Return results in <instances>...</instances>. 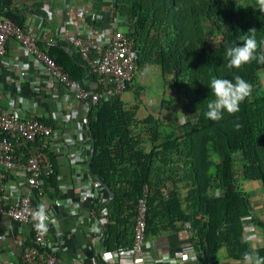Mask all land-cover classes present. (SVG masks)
<instances>
[{"label":"trees","instance_id":"trees-1","mask_svg":"<svg viewBox=\"0 0 264 264\" xmlns=\"http://www.w3.org/2000/svg\"><path fill=\"white\" fill-rule=\"evenodd\" d=\"M108 8L111 18L125 20L137 68L158 65L172 86L173 95L162 97L159 108L180 107L188 119L173 126L152 112L139 117L142 85L132 103L113 95L89 108L86 127L93 152L87 166L110 193V199L94 205L97 215L103 208L108 213L103 244L111 250L131 244L138 197L144 193L146 238L186 225L197 264H220L221 248L233 260H243L245 251L264 257V241L252 244L244 238V223L254 218V209L243 185L260 182L264 200V90L254 91L264 64L253 61L228 69L224 58L226 47L239 43L238 37L253 28L257 54L264 52V14L258 0H110ZM23 12L15 0H0V15L23 24ZM169 15L186 20L174 19L176 35L163 42ZM206 21L212 29H206ZM47 51L70 76L80 81L90 74L96 77L65 40L47 46ZM234 75L252 85L251 95L235 114L225 112L219 121L206 119V105L214 99L211 78ZM26 149L21 146L17 152ZM55 175L43 176L41 192L32 189L36 208H41L44 189L49 196L57 192Z\"/></svg>","mask_w":264,"mask_h":264},{"label":"crops","instance_id":"crops-1","mask_svg":"<svg viewBox=\"0 0 264 264\" xmlns=\"http://www.w3.org/2000/svg\"><path fill=\"white\" fill-rule=\"evenodd\" d=\"M49 2L52 8L46 9L47 0H15V4L24 10L23 23L35 27L43 25L44 30L49 28L54 30L58 22H63L71 28L85 22L86 17L77 10V4H89L93 7L97 16L91 24L97 29L106 27L113 18L118 23H125L122 17H110L108 8L110 0H49ZM49 16L54 21L50 22ZM21 51L19 43L9 38L3 58L11 57L18 61H26L27 57ZM28 62L29 72L22 75L19 69L4 66L0 58V105L3 108H11L17 103L22 116L37 115L48 120L53 112L61 111L59 117L53 120L56 136L45 142L56 164L57 192L49 196L44 189L40 196L41 207L50 215V220L43 222L46 228V244L60 258L58 264H99L97 258L101 260V264H197L191 257L180 256L191 246L190 233L186 225L146 238L142 253L139 254L143 256L142 261L131 262L129 259L124 261L116 258V253L127 251L130 244L117 250L105 247L103 236L108 217L98 228H94V217L90 210L95 209V202L110 199V193L88 170L87 161L91 155L92 139L83 120L87 109L54 82L49 74L38 70L32 61ZM36 74L40 76L39 81L34 79ZM87 78L96 77L88 75ZM48 88L59 90L63 97H51L46 92ZM18 96H23L20 103L17 102ZM67 105H74V109L69 112ZM63 112H66L68 117H64ZM75 130L81 134L79 140L71 144L65 143L62 139L64 131L74 133ZM67 150L75 151V156L70 157ZM76 166H79L78 170ZM253 183L260 189V182ZM2 187L9 198L27 192L25 174L17 168L5 169ZM245 188L247 189V186ZM256 232L258 233V230ZM32 233L30 223L17 221L7 214H0V264L18 261L20 250L25 242L31 240ZM255 237L256 241L252 244L264 241V234ZM102 250L114 252L115 255L101 258ZM218 256L220 264H243V260L227 257L224 248L219 250Z\"/></svg>","mask_w":264,"mask_h":264},{"label":"built area","instance_id":"built-area-1","mask_svg":"<svg viewBox=\"0 0 264 264\" xmlns=\"http://www.w3.org/2000/svg\"><path fill=\"white\" fill-rule=\"evenodd\" d=\"M51 6V2L47 0L45 8L49 9ZM76 8L85 17H89V21L85 20L75 28L58 22L54 30L50 28L44 30L43 25L35 27L32 24H19L9 16L0 15V58L4 66L19 69L22 75L28 74L30 67L28 61H32L38 70L49 74L54 82L70 93L77 102L83 104L88 111L101 99L123 94L127 84L133 81L138 69L135 65L137 52L133 39L126 31L119 29V23L115 18L110 19L106 27L97 29L91 24L97 16L93 7L89 4H77ZM48 20L54 21L51 16ZM9 38L19 43L21 53L27 57L26 61H18L11 57L3 58ZM59 40H65L79 52V56L90 66L89 71L95 73L96 78L86 77L85 80L80 81L54 62L47 53V46H53ZM34 79L39 81V74L34 75ZM46 92L53 98L63 97L59 90L54 91L48 88ZM22 100L23 96H18L17 102L20 103ZM73 106L67 105L69 112L74 109ZM60 112H53L48 123L37 115L22 116L17 103L11 108H3L0 105V214H7L17 221L30 223L33 228L30 243L22 246L18 261L10 264H58L60 262V258L46 244V228L43 222L49 221L50 215L43 209V215L37 216L36 213L40 209L32 204L31 198L32 189L41 192L43 176L56 173V167L45 142L56 136L53 120L59 117ZM63 115L68 117L66 112H63ZM86 119L85 115L83 120L86 122ZM80 136V132L76 130L74 133L64 131L62 139L65 143L71 144L78 141ZM21 146L27 149L26 152L19 154L17 149ZM67 154L73 158L75 151L67 150ZM76 167L78 170L79 166ZM8 168H17L25 174L27 192L18 193L9 198L2 187L5 169ZM146 209L147 203L143 193L137 201L132 242L127 251L116 253L118 260L142 261L143 256L139 254L142 253L146 240ZM90 211L94 217L93 226L98 228L107 217V211L101 210L99 215L95 209ZM256 231V227L247 222L244 223L245 240L255 242ZM109 255L114 256L115 253L107 250L100 252L101 258H107ZM195 255L189 247L180 256L192 258Z\"/></svg>","mask_w":264,"mask_h":264},{"label":"rangeland","instance_id":"rangeland-1","mask_svg":"<svg viewBox=\"0 0 264 264\" xmlns=\"http://www.w3.org/2000/svg\"><path fill=\"white\" fill-rule=\"evenodd\" d=\"M174 19H180L183 21L186 20L183 16L169 15L165 21L163 29V42H165L167 39L170 40L173 36L176 35V27L172 25V21ZM119 23V29L121 31H125L127 28L126 23ZM205 27L207 30L213 28L212 24L207 21L205 22ZM181 33L183 34V32ZM183 44L185 47L187 46V43L184 42ZM258 73L259 80L255 85L254 91L257 89L264 90V69H259ZM141 85L143 86V89H139L141 95H139L138 98V100L140 101L137 111V115L139 117L148 114V112H152L160 116L162 119L166 120V122H170L173 126H176L177 124L182 123L188 119V115L184 111H182L180 107H177L175 110L159 108L160 99L162 97L173 95V88L169 84V82L164 79L158 65L151 64L140 67L136 70L131 86L128 89H125V91L121 95L123 101L127 103L134 102L135 90H137V88H139V86ZM248 182H243V185L246 184V191L252 198V205L254 209L252 217L254 218H251L246 222L256 227V229L258 230L257 235L259 237L264 234V200L260 192L261 189H258L257 184L255 185V183L253 182L250 184Z\"/></svg>","mask_w":264,"mask_h":264},{"label":"clouds","instance_id":"clouds-1","mask_svg":"<svg viewBox=\"0 0 264 264\" xmlns=\"http://www.w3.org/2000/svg\"><path fill=\"white\" fill-rule=\"evenodd\" d=\"M258 10L264 14V0H258ZM255 33L256 30L254 28L249 29L246 34L238 37L239 43L226 47L224 51L226 68L239 69L253 61L258 64H264V52L257 54L259 45ZM209 88L214 99L207 103L204 116L212 121L221 120L225 112L228 114L238 112L240 104L252 93V85L240 75H234L232 79L213 76L210 80ZM36 215H43V207L40 208ZM192 259L196 260L197 258L193 256ZM242 259L243 264H264V257H260L254 251H245L242 254Z\"/></svg>","mask_w":264,"mask_h":264},{"label":"water","instance_id":"water-1","mask_svg":"<svg viewBox=\"0 0 264 264\" xmlns=\"http://www.w3.org/2000/svg\"><path fill=\"white\" fill-rule=\"evenodd\" d=\"M93 152V147H92V150H91V153Z\"/></svg>","mask_w":264,"mask_h":264}]
</instances>
